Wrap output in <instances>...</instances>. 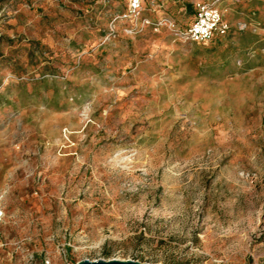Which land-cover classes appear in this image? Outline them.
Wrapping results in <instances>:
<instances>
[{
  "label": "rangeland",
  "instance_id": "374dc122",
  "mask_svg": "<svg viewBox=\"0 0 264 264\" xmlns=\"http://www.w3.org/2000/svg\"><path fill=\"white\" fill-rule=\"evenodd\" d=\"M0 207V264H264V0H0Z\"/></svg>",
  "mask_w": 264,
  "mask_h": 264
},
{
  "label": "built area",
  "instance_id": "2783aa9c",
  "mask_svg": "<svg viewBox=\"0 0 264 264\" xmlns=\"http://www.w3.org/2000/svg\"><path fill=\"white\" fill-rule=\"evenodd\" d=\"M139 0H134L138 4ZM194 17L185 29H175L177 37L191 43H204L216 36H223L229 30L221 11L214 5L199 3L194 8ZM3 216L0 207V218Z\"/></svg>",
  "mask_w": 264,
  "mask_h": 264
},
{
  "label": "water",
  "instance_id": "95a60500",
  "mask_svg": "<svg viewBox=\"0 0 264 264\" xmlns=\"http://www.w3.org/2000/svg\"><path fill=\"white\" fill-rule=\"evenodd\" d=\"M76 264H147V263H141L138 261H133V260H116V259H112V260H97V261H89L87 259L81 260L79 262H77Z\"/></svg>",
  "mask_w": 264,
  "mask_h": 264
},
{
  "label": "trees",
  "instance_id": "16d2710c",
  "mask_svg": "<svg viewBox=\"0 0 264 264\" xmlns=\"http://www.w3.org/2000/svg\"><path fill=\"white\" fill-rule=\"evenodd\" d=\"M194 14H195V12L193 11V16L192 17H194Z\"/></svg>",
  "mask_w": 264,
  "mask_h": 264
}]
</instances>
